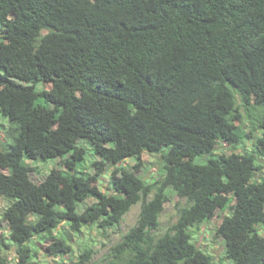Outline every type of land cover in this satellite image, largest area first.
Listing matches in <instances>:
<instances>
[{"label":"trees","instance_id":"16d2710c","mask_svg":"<svg viewBox=\"0 0 264 264\" xmlns=\"http://www.w3.org/2000/svg\"><path fill=\"white\" fill-rule=\"evenodd\" d=\"M0 117L2 221L16 264H29L35 240L50 241L51 255L71 253L81 227H116L138 204L106 264H214L190 229L216 212H227L215 229L225 258L264 264V170L254 156L264 158V0H0ZM246 139L253 152L235 153ZM82 143L97 157L92 175L76 171ZM224 145L233 151L216 154ZM145 153L162 158L155 183L137 176ZM25 158L71 171L35 183ZM130 158L102 191L101 175ZM168 189L185 205L154 237ZM65 221L68 235L57 230ZM92 255L86 248L72 264Z\"/></svg>","mask_w":264,"mask_h":264},{"label":"rangeland","instance_id":"374dc122","mask_svg":"<svg viewBox=\"0 0 264 264\" xmlns=\"http://www.w3.org/2000/svg\"><path fill=\"white\" fill-rule=\"evenodd\" d=\"M43 34V33H42ZM41 34V35H42ZM43 88L48 89L49 85H42ZM0 124L8 125L5 119L0 117ZM236 125L242 126V121L236 122ZM5 135L0 128V143L4 140ZM78 143H81L79 141ZM253 141L245 140L244 143L234 149V152H253ZM79 145V144H78ZM85 147V155L83 160L78 163L76 167L77 172L92 175L93 171L90 168V164L97 160V157L93 151L91 144L82 143ZM1 149V146H0ZM3 150V149H2ZM233 149L230 146H220L216 150V154H228ZM257 163L264 170V158L259 154H254ZM207 156H201L194 160L196 164H204ZM141 169L137 172V176L141 177L144 181L149 183H155L161 178V171L163 167V161L160 155L143 154L141 157ZM23 163L29 165L32 169L30 178L33 182L38 183L51 171L56 170L61 175L69 173L71 170L64 167L61 160H49L47 162H31L26 158ZM135 164V161L130 158L116 166L107 168V170L99 178V187L102 191L109 193L108 179L110 176L118 174L119 168H130ZM260 175V173H258ZM153 195V194H152ZM149 197V199L152 197ZM168 201L164 204L163 211L159 218V228L153 232L154 237L162 236L167 229L173 225L178 217V208L185 205V200L180 199L175 195L172 190H167ZM89 204V202H87ZM10 205L8 199L0 198V236H3L4 243L0 246L2 256L7 259V264H16L15 248L9 243L7 224L2 221V213ZM140 204L133 206L130 211L125 214L120 224L113 228H106L101 221L94 224L85 225L81 227L78 234H74L70 244L72 251L67 254L51 255L46 250L50 241L42 242H30L28 246L32 249L33 255L29 264H72L75 261L77 255H79L84 249L91 248L93 250L92 259L89 264H106L110 260V249L119 244L124 235L136 224L139 214ZM81 208L78 210L80 212ZM224 214L216 212L215 216L209 221L201 225H197L190 229L192 234V242L194 245L201 249L205 254L209 255L213 259V263L217 264H232L231 260L225 258L224 253V241L217 237L215 229L219 226ZM263 229V226H260ZM70 223L62 222L58 227L59 233L66 235L70 234ZM261 228L259 232L261 233ZM58 233V232H56ZM58 237V234H56Z\"/></svg>","mask_w":264,"mask_h":264}]
</instances>
